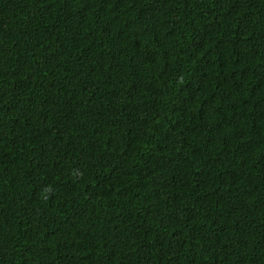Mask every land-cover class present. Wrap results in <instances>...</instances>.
I'll list each match as a JSON object with an SVG mask.
<instances>
[{
	"label": "trees",
	"instance_id": "16d2710c",
	"mask_svg": "<svg viewBox=\"0 0 264 264\" xmlns=\"http://www.w3.org/2000/svg\"><path fill=\"white\" fill-rule=\"evenodd\" d=\"M0 264H264V0H0Z\"/></svg>",
	"mask_w": 264,
	"mask_h": 264
}]
</instances>
